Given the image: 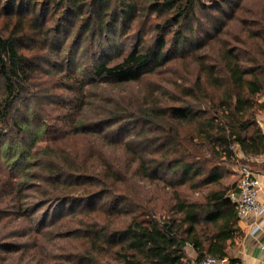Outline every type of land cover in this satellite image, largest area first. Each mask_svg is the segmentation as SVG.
<instances>
[{
	"label": "trees",
	"instance_id": "16d2710c",
	"mask_svg": "<svg viewBox=\"0 0 264 264\" xmlns=\"http://www.w3.org/2000/svg\"><path fill=\"white\" fill-rule=\"evenodd\" d=\"M252 1L0 0L9 26L0 35V166L19 177L0 182V218L26 224L0 229V264L228 259L240 235L227 198L236 186L224 179L264 155V0L257 10ZM132 32L134 44L120 49ZM174 62L181 73L144 96L97 94ZM41 68L72 81L58 80L47 103L58 115L47 120L30 93ZM60 135L88 139L87 151L60 146ZM33 170L42 174L35 186Z\"/></svg>",
	"mask_w": 264,
	"mask_h": 264
},
{
	"label": "rangeland",
	"instance_id": "374dc122",
	"mask_svg": "<svg viewBox=\"0 0 264 264\" xmlns=\"http://www.w3.org/2000/svg\"><path fill=\"white\" fill-rule=\"evenodd\" d=\"M202 3H204L205 5H213L216 1L219 2L221 0H201ZM263 2V0H256V1H252V2H248L246 3L247 6L251 7L254 10L258 9V5L261 4ZM246 6V7H247ZM205 14H201V18H204ZM241 16V14H240ZM242 18H246L248 16L242 15ZM11 25L10 24V29H11ZM232 29V33H236L238 32V30L240 29L239 26L236 24V22H234L231 27ZM6 29H8L7 31L9 32V26H8V21L6 17H1L0 18V35H6L7 31ZM136 41L134 33L132 32L131 35H129L126 40H122L120 41V49H122V46L124 44V49L128 50L129 45L134 44V42ZM120 59H113L111 61V64L118 62ZM90 62H87V64H89ZM181 69L182 67L178 64V62H174L172 63L166 70H164V73L161 76L158 77H147L145 79H143L142 81L136 83V84H123V85H118V84H108L105 83L103 84L97 94L100 96H114V97H118L121 95H137L138 97L144 96L148 90L152 89L153 87H155V85L157 84H161V85H165L163 83L167 82V81H172L174 80L179 73H181ZM43 68L39 69L37 71V75H36V82H35V87H34V92H30L31 93V97L33 96L36 101L32 103V107H34L35 113L39 116V118H44L47 120V118H56L58 115V111L55 110L54 106H50L49 104H47L48 102H51V97L53 94L56 95V91L54 90V88L56 87V85H58V80L59 84L60 83H67L68 82V75H66V72H62V73H55V71L53 72H49V74H45L42 72ZM68 84L71 86L72 85V81L70 80L68 82ZM261 96H259L257 98V102H259ZM61 136V135H60ZM55 137V138H54ZM58 138V139H56ZM53 139H55V141L58 142V144L67 149L72 150L73 152H78V154H80V151H87V144L88 139H83V138H66L63 135L59 138V136H53ZM46 142H49L48 139H45ZM43 146L44 145V141H41L38 143L37 146ZM108 155H120V151L116 150V151H110L108 153ZM3 167L0 166V182H4L6 180V177L8 179H11V181H15L18 180L19 177L17 178H13L11 176L8 175V173H3L2 172ZM32 174V181L31 183L35 186L36 184H38V179L42 176V174L39 171L33 170L31 172ZM229 181V182H226ZM233 181V182H232ZM231 181V178L229 176H227L224 179V183L225 185L233 186L235 185L234 183H236L237 181V177L234 178V180ZM1 183V184H2ZM140 187H142L141 190H143L144 194H147L148 196L153 194V186L151 187V185H149L148 183H140ZM140 193V192H139ZM144 194H139L137 195V200H141L142 197L144 196ZM158 194V193H157ZM26 196V200L27 201H33L36 202L35 200V192L31 191V192H26L25 194ZM4 197V196H3ZM159 197V194H158ZM0 199H2V194H0ZM26 200H24L23 202H26ZM159 201V200H158ZM160 202V201H159ZM0 205H4V203H0ZM3 208V207H0ZM51 218L53 219V213L51 214ZM15 216L12 215L11 213H7V217L0 218V229L3 228L2 230V234H7V233H12L13 231H16L15 227L19 226V228H22L24 226H26L25 221L21 220V219H17L15 220ZM14 221V222H13ZM13 222V223H12ZM2 239L0 238V241ZM11 240H5V242H9ZM22 243L25 240H16V242Z\"/></svg>",
	"mask_w": 264,
	"mask_h": 264
},
{
	"label": "crops",
	"instance_id": "0c3cea01",
	"mask_svg": "<svg viewBox=\"0 0 264 264\" xmlns=\"http://www.w3.org/2000/svg\"><path fill=\"white\" fill-rule=\"evenodd\" d=\"M259 103L263 110L258 115L257 121L264 132V94L261 95ZM255 164L252 170L257 174L260 183L258 200L260 203H264V155ZM229 177L231 181L237 177V181L234 183L236 186L238 182L237 169H234ZM252 222L258 227L254 233H252ZM237 229L240 236L229 246L228 260L234 261L233 264H264V213L256 218L250 216L240 219Z\"/></svg>",
	"mask_w": 264,
	"mask_h": 264
},
{
	"label": "built area",
	"instance_id": "2783aa9c",
	"mask_svg": "<svg viewBox=\"0 0 264 264\" xmlns=\"http://www.w3.org/2000/svg\"><path fill=\"white\" fill-rule=\"evenodd\" d=\"M261 158V157H260ZM260 158H252L247 161L258 163ZM238 182L235 190L227 193V198L235 205L237 216L240 219L247 217H259L264 213V203L258 200L259 180L257 174L248 166H241L237 169ZM254 233L258 227L252 222ZM198 264H232L228 259H216L208 257Z\"/></svg>",
	"mask_w": 264,
	"mask_h": 264
}]
</instances>
